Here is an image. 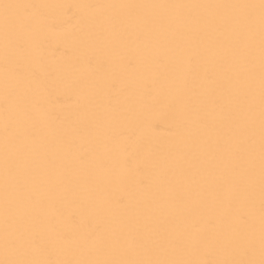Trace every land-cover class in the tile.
Listing matches in <instances>:
<instances>
[{"label":"snow or ice","instance_id":"obj_1","mask_svg":"<svg viewBox=\"0 0 264 264\" xmlns=\"http://www.w3.org/2000/svg\"><path fill=\"white\" fill-rule=\"evenodd\" d=\"M48 7L0 0V264H264V0L57 6L104 58L88 73L130 86L78 94L72 121L49 107ZM139 99L173 114L147 173L122 131ZM121 166L136 190L113 196Z\"/></svg>","mask_w":264,"mask_h":264},{"label":"bare ground","instance_id":"obj_2","mask_svg":"<svg viewBox=\"0 0 264 264\" xmlns=\"http://www.w3.org/2000/svg\"><path fill=\"white\" fill-rule=\"evenodd\" d=\"M16 2L52 6L42 10L45 17L57 20L62 25L55 35L45 40L38 54L45 59L49 71L56 77L48 93L53 120L59 117L60 120L72 121L76 120L80 114V108L76 104L78 94L81 96L82 103L83 95L89 91L105 97L118 92L123 101L129 94L130 86L126 79L114 73H106L102 70L95 74L88 73L89 60L100 65L104 62V58L95 50L82 45L78 38L80 29L72 28L73 21L64 15L63 8L57 6L99 3H228L238 2V0H16ZM73 11L77 10L73 9ZM78 11L81 16H86L89 12L87 9ZM65 29H71L70 33L65 34ZM41 31L46 32L44 24H41ZM57 48L59 51H56ZM116 71L118 72V69ZM144 104V100H138L137 116L128 122L122 131L125 135L139 137L138 143L130 151H135L138 163L147 173L150 171L148 166L151 159L168 149L175 138L170 132L173 114L164 103L157 101L151 103L149 107H144ZM81 147L84 151H95V145L90 144L86 138L81 141ZM114 156L119 160L123 159L121 153H114ZM106 187L113 196H118L124 189L134 193L136 181L121 166L108 177ZM81 211L83 215H89L87 209Z\"/></svg>","mask_w":264,"mask_h":264}]
</instances>
